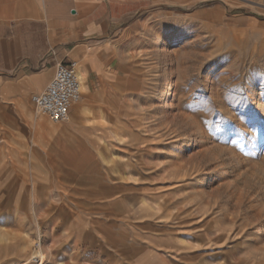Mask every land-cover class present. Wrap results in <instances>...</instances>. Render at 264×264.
Listing matches in <instances>:
<instances>
[{
    "label": "rangeland",
    "instance_id": "obj_1",
    "mask_svg": "<svg viewBox=\"0 0 264 264\" xmlns=\"http://www.w3.org/2000/svg\"><path fill=\"white\" fill-rule=\"evenodd\" d=\"M129 2L86 115L0 84V264H264V0Z\"/></svg>",
    "mask_w": 264,
    "mask_h": 264
},
{
    "label": "crops",
    "instance_id": "obj_2",
    "mask_svg": "<svg viewBox=\"0 0 264 264\" xmlns=\"http://www.w3.org/2000/svg\"><path fill=\"white\" fill-rule=\"evenodd\" d=\"M129 8V0H0V78L13 80L0 84L25 80L38 93L59 62L77 61L87 88L71 114L86 115L89 95L120 76Z\"/></svg>",
    "mask_w": 264,
    "mask_h": 264
},
{
    "label": "built area",
    "instance_id": "obj_3",
    "mask_svg": "<svg viewBox=\"0 0 264 264\" xmlns=\"http://www.w3.org/2000/svg\"><path fill=\"white\" fill-rule=\"evenodd\" d=\"M81 77L78 62H59L51 82L45 89L33 95L37 109L54 123L67 122L73 106L81 100ZM11 264H43L39 256L27 261H14Z\"/></svg>",
    "mask_w": 264,
    "mask_h": 264
},
{
    "label": "bare ground",
    "instance_id": "obj_4",
    "mask_svg": "<svg viewBox=\"0 0 264 264\" xmlns=\"http://www.w3.org/2000/svg\"><path fill=\"white\" fill-rule=\"evenodd\" d=\"M81 95H82V81H81ZM81 98H82V96H81ZM33 102V101H32ZM79 102V101H78ZM77 102V103H78ZM18 220V219H17ZM19 223V222H18ZM34 257H37V256H34ZM34 257H32V258H34Z\"/></svg>",
    "mask_w": 264,
    "mask_h": 264
}]
</instances>
